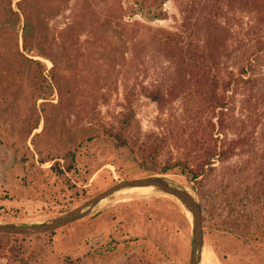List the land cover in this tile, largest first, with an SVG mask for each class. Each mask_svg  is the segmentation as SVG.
<instances>
[{
    "label": "rangeland",
    "instance_id": "1",
    "mask_svg": "<svg viewBox=\"0 0 264 264\" xmlns=\"http://www.w3.org/2000/svg\"><path fill=\"white\" fill-rule=\"evenodd\" d=\"M137 1L43 0L42 47L54 59H0V222H48L118 181L190 157L215 118L196 81H178L172 49L204 47L216 34L221 78L240 79L226 92L220 138L252 135L239 154L215 160L197 190L178 166L164 174L202 203L214 264H264V241L248 240L264 229V12L253 0H165L150 12ZM174 87L164 109L150 97ZM120 132L125 147L110 136ZM144 148L157 150L154 162L142 160ZM122 191L57 230L0 233V264H189L192 216L179 200Z\"/></svg>",
    "mask_w": 264,
    "mask_h": 264
},
{
    "label": "trees",
    "instance_id": "2",
    "mask_svg": "<svg viewBox=\"0 0 264 264\" xmlns=\"http://www.w3.org/2000/svg\"><path fill=\"white\" fill-rule=\"evenodd\" d=\"M43 0H0V59H27L33 61L27 53L36 51L45 56L51 57L49 52L42 47L45 41L44 31L47 29L45 15L43 13ZM254 5L260 12H264V0H253ZM165 0H139L140 10L150 12L152 9L156 11ZM22 24V25H21ZM20 27V28H19ZM20 30L22 34H20ZM173 41V39H172ZM171 42V41H170ZM176 69L175 75L181 84L188 85L192 80L196 81L197 93L202 101L203 110L213 112L212 118L208 121L209 131L204 127L202 129V142L192 147L190 157L185 160H178L174 164L166 165L162 173H169L175 166L179 167L180 172L185 175L193 189H198V182L205 176L209 169L213 168L215 160L227 161L236 154H239L240 148L246 144L247 137L251 136L250 132L247 135H238L231 140H223L220 135L226 130V111L229 109L227 100V91L231 84L240 79L236 78L224 81L221 78L219 70L220 65V49L221 41L218 35L210 34L208 41L204 47H201L189 41L188 43H178L174 45ZM10 66H12L10 64ZM17 71L23 69L16 65ZM186 87V86H185ZM181 89L183 88L180 87ZM180 89V90H181ZM178 87H174L169 93L155 92L151 93L150 97L164 109L168 100L178 97ZM200 112H202L200 110ZM130 118H124L123 128H128L131 125ZM117 147H125L128 145V140L120 133H111ZM143 161L154 162L157 158V150L144 148ZM147 153V154H145ZM262 163V162H261ZM260 170V175H264V163ZM56 168H60L59 163H54ZM149 168V167H148ZM71 169V166H68ZM264 183V176L261 183ZM262 183V185H263ZM264 188V185H263ZM248 240L264 241V229L256 228L252 231Z\"/></svg>",
    "mask_w": 264,
    "mask_h": 264
},
{
    "label": "water",
    "instance_id": "3",
    "mask_svg": "<svg viewBox=\"0 0 264 264\" xmlns=\"http://www.w3.org/2000/svg\"><path fill=\"white\" fill-rule=\"evenodd\" d=\"M153 187L155 190L176 197L185 209L192 215L193 247L189 264H199L201 252L205 246V232L203 226V206L196 196L186 186L178 182L168 174H151L143 177L129 178L118 181L91 197L84 204L75 207L63 215L57 216L48 222L41 224H20L14 222L1 223L0 233L32 235L51 232L65 227L77 220L86 217L94 207L103 199L108 198L114 192L133 187Z\"/></svg>",
    "mask_w": 264,
    "mask_h": 264
},
{
    "label": "bare ground",
    "instance_id": "4",
    "mask_svg": "<svg viewBox=\"0 0 264 264\" xmlns=\"http://www.w3.org/2000/svg\"><path fill=\"white\" fill-rule=\"evenodd\" d=\"M154 190L153 187H133V188H129V189H124L122 191L123 197H136V196H141V195H149L152 191ZM111 197V196H110ZM176 198V197H175ZM135 199V198H134ZM140 199V198H139ZM177 199V198H176ZM119 199L117 198V201ZM121 201V200H120ZM180 206L182 208H184L183 204L180 202V200L178 201ZM185 209V208H184ZM187 214L189 216H192L191 213L189 211H186ZM209 247V246H208ZM207 246L203 247V250L201 252V259H200V263L199 264H214L212 262L213 258V254L212 250H210ZM216 263V262H215Z\"/></svg>",
    "mask_w": 264,
    "mask_h": 264
}]
</instances>
